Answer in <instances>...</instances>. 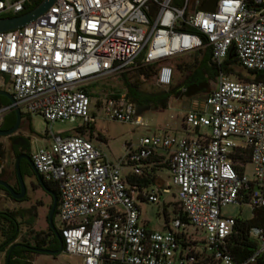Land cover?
Wrapping results in <instances>:
<instances>
[{"label":"built area","instance_id":"1","mask_svg":"<svg viewBox=\"0 0 264 264\" xmlns=\"http://www.w3.org/2000/svg\"><path fill=\"white\" fill-rule=\"evenodd\" d=\"M202 1L54 0L24 25L0 31V89L12 98L0 115L16 106L47 122L78 119L87 127L99 112L139 125L125 93L93 97L88 85L149 65L155 85L165 86L170 58L205 47L216 65L231 52L243 69L262 73L217 72L207 92L189 97L183 134L142 136L115 160L76 132L48 133L45 145L32 148L29 139L34 169L57 189L61 252L79 264H251L264 254V234L251 226L255 249L235 259L227 249L235 217L219 212L231 202L264 206V0H216L212 11L199 9ZM30 2L0 0V17L22 13ZM160 164L166 184L156 175ZM126 175L151 182L130 185ZM162 194L174 197L177 211L164 214L160 230L148 228L138 204L162 202Z\"/></svg>","mask_w":264,"mask_h":264},{"label":"rangeland","instance_id":"2","mask_svg":"<svg viewBox=\"0 0 264 264\" xmlns=\"http://www.w3.org/2000/svg\"><path fill=\"white\" fill-rule=\"evenodd\" d=\"M5 15V14H3ZM1 15V16H3ZM195 55L194 52L185 53L169 59L168 63L172 67L170 83L165 86L158 87L152 79V68L149 70L150 75L144 77L138 74L137 69H132L126 73L111 75L103 78L95 79L88 85L87 90L91 91L93 97H99L102 94L112 92L114 94L125 93L126 83H133L135 81V88L148 92L155 91L173 86L180 81L186 73V69H176V64L181 63L183 68L184 63L192 61ZM142 68V67H139ZM241 74H246L243 68H236ZM230 78H239L233 74H229ZM213 86V81L210 82ZM199 98L201 95H193ZM190 98L181 96L175 98L168 97L163 104L165 107L152 105L150 107L138 108V116L141 124L136 125L129 122H120L115 120L104 119L99 112H95L94 121L92 123V131L89 132L84 128L79 134L91 138L105 154L111 159L115 160L122 155L125 147H133L142 136L153 133H174L176 135L183 134L181 130V116L183 110L189 106ZM20 124L24 135L30 139V147H37L45 145L49 140L48 133L66 134L73 133L71 129L79 124L78 119L72 121H45L39 114L31 113L29 115L20 114ZM75 133V132H74ZM94 139L99 141H94ZM6 136L0 135V151L6 150ZM4 156V155H3ZM12 169V158L9 156L8 164H5L4 157H0V171L4 170L7 174L8 182L13 180L9 173ZM129 171L127 166H123L121 172L126 174ZM244 172L250 176V168L245 166ZM156 175L164 183H168V176L162 164L158 165ZM25 193L22 200H14L7 196L0 190V209H22L33 207L35 210V217L33 220L31 232H47L46 212L50 203L49 195L39 187L33 176L22 177ZM161 201L141 202L138 204L139 219L145 223V226L152 229L160 230L163 216H170L177 211V205L174 197L170 194H162ZM219 212L224 217H237L240 219H248L251 217V208L245 203L231 202L219 208ZM53 225L57 226L56 218H53ZM27 227L22 224L20 228V239L25 235L27 240H31L27 236ZM190 230V229H189ZM1 239V238H0ZM0 264H3V252H0ZM28 264H79V258L75 255H67L63 252H58L55 255H49L41 252H31L28 254Z\"/></svg>","mask_w":264,"mask_h":264},{"label":"trees","instance_id":"3","mask_svg":"<svg viewBox=\"0 0 264 264\" xmlns=\"http://www.w3.org/2000/svg\"><path fill=\"white\" fill-rule=\"evenodd\" d=\"M40 0H31L30 4L25 7V11L31 9L35 6ZM205 0L202 1L201 4L204 3ZM195 55L192 61L189 63H184L183 68L181 63L176 64V69H186V72L189 71L193 75H197L198 77H203L204 74H209L211 76H215L217 72H221L223 74H233L239 78H248L254 77L259 78L262 76L261 72L252 71L249 69H244L245 75L241 74L236 68H242L236 61L235 56L232 53H228L221 61L219 65L214 64L210 60L208 48L205 47L203 50L193 51ZM151 66L146 65L142 66V68H138V74L143 75L144 77H148L150 75L149 70ZM131 85L135 88V81L133 83H126V91L125 95L129 98L130 93L134 90H130L128 86ZM91 95L92 93H88ZM8 103L7 99L0 95V106ZM161 107H165V104H162ZM11 114V119L9 120V124L14 120V114L12 111L9 112ZM7 127V124L1 125L0 128ZM87 128L89 132L92 131V125L87 127L77 126L73 130L76 133H80ZM66 133L64 132L63 135ZM21 149L29 156V138L24 136V143L21 145ZM19 152L13 147L14 157ZM4 152L0 151V157H4ZM241 160H246L247 156L239 157ZM19 173L22 177L24 176H34L33 171L31 170L29 164L25 160H20L18 164ZM11 175H14L13 169L10 171ZM15 177V176H14ZM40 177V176H39ZM41 178V177H40ZM2 179V178H1ZM36 180V178H35ZM6 181V180H5ZM7 182V181H6ZM37 182V180H36ZM43 185L46 189L54 192L57 196V189L54 183L50 181H45L42 179ZM126 182L128 184H137L139 186H145L149 182H151V177L145 176H135V175H126ZM8 183V182H7ZM39 185V183L37 182ZM40 186V185H39ZM0 190H2L7 196V191L0 186ZM22 197L19 200H22ZM51 201V199H50ZM50 204V203H49ZM49 207V205H48ZM56 208L53 210L52 215V223L53 218L55 216ZM35 217V210L33 207L22 208V209H0V252H3V264H4V256L8 248L12 246L9 252L7 264H28V254L34 252L33 250L27 248L26 246L32 247H43L48 249H55L58 246V241L52 231L49 229L47 225V232H31L30 225H32ZM46 217V216H45ZM181 221H184L183 216H179ZM234 226L232 232L228 236L227 240V249L234 256L235 259L241 260L249 256L252 251L255 249V242L253 239L249 238L247 235V231L249 227L255 226L261 228L264 234V206L255 207L251 209V217L248 219H240L235 217ZM24 224L27 227V236L31 239L30 241L26 239L25 235H22L20 239H17L20 236V228L21 225ZM58 235L60 236L59 230L56 228ZM63 245H61L62 248ZM251 264H264V254H257L254 258V261Z\"/></svg>","mask_w":264,"mask_h":264},{"label":"water","instance_id":"4","mask_svg":"<svg viewBox=\"0 0 264 264\" xmlns=\"http://www.w3.org/2000/svg\"><path fill=\"white\" fill-rule=\"evenodd\" d=\"M54 0H40L35 6H33L31 9L24 11L22 13L13 15V16H3L0 17V31H5V30H9V29H13L16 28L18 26L24 25L26 22L34 19L35 17H37L39 14H41L43 11H45L49 5L52 4ZM216 0H206V2L201 5L199 7V9L204 10V11H212L214 4H215ZM204 86H198L195 89L189 90V91H185L183 93L184 97H191L193 95H195L196 91L199 90L200 88H203ZM209 89H206L205 92H207ZM163 92H156V93H148V95H158V94H162ZM0 95L4 96L8 102H12V98L10 96V94L3 89H0ZM140 109L136 108V112L138 113ZM14 114V122L13 124L6 129H0V135L2 136H8L13 134V132L16 130L18 122L20 120V113L19 110L16 106L12 107L11 110ZM20 158H24L27 163L29 164L31 170L34 173V176L37 180V182L39 183V185L44 188L48 194L51 196V201L48 207V210L46 212V221H47V225L49 227V229L52 231V233L54 234V236L56 237L57 241H58V246L55 249H48V248H37V247H32V246H26L27 248L35 251V252H41V253H46L49 255H55L58 252H61V245H62V241H61V237L58 235L55 226L52 223V215H53V210L55 208L56 205V200H57V196L54 192L46 189L43 185L42 179L39 177L38 173L36 172V170L34 169L29 156L23 153L17 154L14 159H13V171H14V176L17 182V190H14L5 180L0 178V186L2 188H4L9 197L14 199V200H19L24 196L25 193V187H24V183L22 180V176L19 173V168H18V160ZM13 245H11L8 250L5 253L4 256V264H7L8 261V256H9V252L10 249L12 248Z\"/></svg>","mask_w":264,"mask_h":264},{"label":"flooded vegetation","instance_id":"5","mask_svg":"<svg viewBox=\"0 0 264 264\" xmlns=\"http://www.w3.org/2000/svg\"><path fill=\"white\" fill-rule=\"evenodd\" d=\"M214 80V77L209 75V74H204L203 77H198L197 75L191 74L189 71L185 73L183 78L176 82L173 86H169L164 89H159V90H149L148 92L142 91L140 89L133 88L131 85L128 86L130 90H134L132 94L130 93L129 99L134 103L135 108H145V107H150L152 105L156 106H161L165 100L170 97V96H183V93L185 91H189L192 89L197 88L198 86L203 85V88H200L199 90L196 91L195 95H203L205 93L206 89H210V82ZM156 92H163L162 94L158 95H148V93H156ZM8 112H5L0 115V126L7 124V127L0 128V129H6L9 128L12 123L9 124V120L11 119V114ZM24 130H22V126L20 124V120L18 122L16 130L13 132V134L6 136V150L4 152V159H5V164H8V158L11 156L12 158V169H13V159H14V154H13V147L20 153L26 154L22 149L21 145L24 143ZM27 155V154H26ZM20 160H25L24 158H20L18 160V164ZM26 161V160H25ZM11 169V170H12ZM10 173V171H9ZM0 178L3 180H7V174L4 170L0 171ZM13 180L11 182H8V184L14 189L17 190V182L12 175ZM23 180V179H22ZM41 187V186H39ZM47 194L48 192L41 187ZM49 195V194H48ZM49 198L51 199V196L49 195Z\"/></svg>","mask_w":264,"mask_h":264},{"label":"crops","instance_id":"6","mask_svg":"<svg viewBox=\"0 0 264 264\" xmlns=\"http://www.w3.org/2000/svg\"><path fill=\"white\" fill-rule=\"evenodd\" d=\"M175 98H178V96H174ZM180 126H181V123H180ZM180 132H182L183 133V129H182V127H181V130H180Z\"/></svg>","mask_w":264,"mask_h":264}]
</instances>
